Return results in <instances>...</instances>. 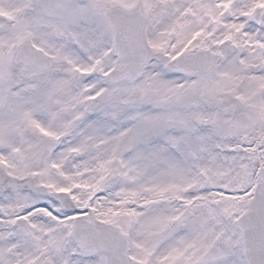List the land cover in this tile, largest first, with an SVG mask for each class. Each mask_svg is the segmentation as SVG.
<instances>
[{
	"label": "snow or ice",
	"instance_id": "6c2138e0",
	"mask_svg": "<svg viewBox=\"0 0 264 264\" xmlns=\"http://www.w3.org/2000/svg\"><path fill=\"white\" fill-rule=\"evenodd\" d=\"M0 264H264V0H0Z\"/></svg>",
	"mask_w": 264,
	"mask_h": 264
}]
</instances>
